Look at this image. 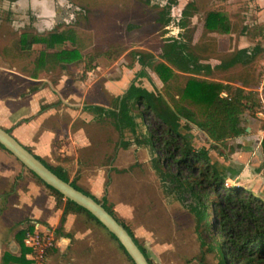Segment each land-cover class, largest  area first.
Here are the masks:
<instances>
[{
  "label": "rangeland",
  "instance_id": "obj_1",
  "mask_svg": "<svg viewBox=\"0 0 264 264\" xmlns=\"http://www.w3.org/2000/svg\"><path fill=\"white\" fill-rule=\"evenodd\" d=\"M188 1L44 0L42 5L27 3L26 7L0 0V25L4 21V35L1 34L3 41L0 39V44L11 46L12 63L16 65V58L21 56V63H25L28 74L32 72V75L40 76L37 84L46 85L50 91L58 94L72 95L73 103L81 98L78 103L82 105L97 104L106 109H114L117 97L132 82L148 89L155 85L170 103L182 102L181 89L188 78L194 75L181 72L160 58L164 42L170 37H177L190 48L209 43V50L198 54L209 55L211 61H214L237 45L243 22L251 24L255 17L251 13V0H193L195 10L186 20V25L181 27V11ZM29 7L31 10H28ZM210 10H217L226 17V33L207 34L204 19ZM162 12L169 17L166 25L159 20ZM23 33L37 38H47L51 33H56L63 40L53 47H48L45 42H36L32 49L20 53L18 39ZM60 50L66 53L54 63H47L43 59L45 53ZM141 54H149L153 58L141 66L138 63ZM163 64L170 71L167 72L169 77L166 81L156 68ZM141 69L145 72L144 76L140 75ZM241 70L239 67L227 72L215 70L211 75L200 74L196 77L208 81H225ZM60 82L61 88L58 84ZM30 84L28 82V87ZM192 109L198 112L196 108ZM100 120L101 125L93 129V148L86 154L80 150L82 158L79 168L75 170L73 166L68 169L69 180L74 179L77 185L88 191L89 187L80 182V176L89 175L90 169H103L109 176V182L97 198L101 199L105 195L113 209L119 203L131 206L130 217L115 212L137 235L139 243L154 264H215L211 253L201 259L200 241L195 230L196 216L178 199L175 192L163 189L151 163L153 155L150 148L137 145L127 130L123 132V139L131 142L127 148H123L119 144L121 133L115 128L112 115L104 114ZM241 120L245 128L252 126L254 129L242 134L247 139L244 143L253 148L251 155L256 158L250 161L251 174L255 175L257 171L261 174L264 172V152L257 147L256 137L250 134L264 130L263 102L255 113H244ZM147 122L152 126L158 124L152 117L147 118ZM192 130L199 142L207 141L204 132L193 126ZM235 141L231 139L216 151L225 153V158H229L231 153L240 152L239 146L242 144ZM156 153L163 155L160 150ZM47 163L57 165L52 161ZM10 166L23 172L28 171L0 146V171ZM226 180L234 184L231 177ZM9 183L0 178V192ZM190 202L187 200L186 203ZM74 219L72 231L84 236L80 240H73V250L78 251L84 261L69 260L71 264H132L104 227L83 214H76ZM157 243L164 244V248L155 252L153 247ZM51 257L49 252L46 264H57ZM65 260L63 256L61 264H66Z\"/></svg>",
  "mask_w": 264,
  "mask_h": 264
},
{
  "label": "trees",
  "instance_id": "obj_2",
  "mask_svg": "<svg viewBox=\"0 0 264 264\" xmlns=\"http://www.w3.org/2000/svg\"><path fill=\"white\" fill-rule=\"evenodd\" d=\"M193 10H195V2L190 0L181 11L182 18L179 20L181 27L186 25V20L192 16ZM159 20L166 25L169 17L162 12ZM227 24V19L221 12L210 10L206 13L204 29L207 34L226 33ZM62 40L56 33H51L47 38H37L23 33L18 39V45L21 50H29L36 42H45L48 47H53ZM207 49L209 50V43L190 48L186 42L177 37L168 38L162 46L160 58L177 70L194 75L188 78L181 89L183 103L178 101L170 103L155 85L152 89H148L132 82L117 97L114 109H106L98 105H87L85 109L94 111L99 116L112 115L113 124L121 133L119 144L123 148H127L131 142L123 139L125 130L130 133L137 145L150 148L153 155L151 163L163 189L166 192H175L178 199L196 216L195 230L198 232L202 260L205 254L211 253L216 261L215 264H264V202L260 197L245 192L236 184L230 187L224 186L226 178L230 177L228 172L230 175L236 172L227 163L228 158H225L227 157L225 153L216 151L220 145L227 144L228 140L243 134L246 128L241 125L242 115L246 112L255 113L261 106L257 93L252 89L246 90L244 85L257 84L251 65L262 48L256 44L252 48L234 49L214 61H211L212 57L209 55L198 54ZM64 53H66L64 50L45 53L43 59L52 64L61 59ZM139 56L138 63L141 66L153 58L149 54ZM237 65L242 67L240 73L225 81H208L196 77L200 74L211 75L215 70L227 72ZM156 68L162 79L166 81L169 77L167 73L169 68L164 64L157 65ZM140 71V75L144 76V70ZM192 108H196L198 112ZM149 117L156 119L158 124L150 125L147 122ZM192 126L204 132L207 141L199 142ZM5 130L11 133V129ZM0 146L6 153L11 154L1 144ZM261 146L264 150V137ZM26 148L31 152L28 147ZM159 150L162 151V156L157 155L156 152ZM35 156L59 177L69 181L62 167L51 166L39 156ZM18 162L24 166L20 161ZM28 171L54 196L56 207L62 208L60 225L63 224L67 214L79 213L104 227L86 209L65 198L32 171ZM108 178L105 186L108 185ZM69 182L100 202L128 231L148 262L154 264L132 229L107 203L105 195L98 199L77 185L74 180ZM187 200L191 202L188 204ZM106 231L134 264L116 237L107 229ZM24 233V229L17 233L18 243L22 247L21 254L19 256L5 254V264H31L26 258L29 249L23 244Z\"/></svg>",
  "mask_w": 264,
  "mask_h": 264
},
{
  "label": "crops",
  "instance_id": "obj_3",
  "mask_svg": "<svg viewBox=\"0 0 264 264\" xmlns=\"http://www.w3.org/2000/svg\"><path fill=\"white\" fill-rule=\"evenodd\" d=\"M6 1L27 7V3L42 5L44 0ZM250 6L251 13L255 14L254 21L251 24L243 22L237 37V45L230 51L244 47L252 48L256 44L262 48L251 65L257 84L248 83L244 85V88L255 91L264 104V0H251ZM3 22L0 25V35H4ZM2 35L0 39L3 41ZM18 51L26 52L21 51L20 47ZM11 58V46L5 43L0 44V126L11 129V134L22 145L28 147L33 154L46 163L52 161L57 164L55 166L62 167L68 178L67 172L70 167L74 166L75 170L79 168V161L82 158L80 150L86 154L93 148V129L101 125L100 116L94 111L85 109L87 104L78 103L81 98H78L77 103H73L72 95L60 92L58 94V92L50 91L46 85L37 84L40 76L36 77L32 75V72L28 74L25 63H21V56L16 58L18 60L16 65L11 62ZM236 67L242 68L241 65L234 68ZM28 82H31L29 87ZM58 84L61 88V82ZM241 125L244 126L243 123ZM246 131L252 132L254 129L252 126H246ZM257 132L250 135L256 137V145L261 148L264 130L260 129ZM233 139L242 145L239 146L240 152L229 155L227 163L236 172L231 175V178L234 184L242 187L247 193L255 194L264 202V172L251 174L250 161L256 159L251 155L253 148L244 143L247 139L242 134ZM0 178L11 182L10 186L8 184L9 188L3 186L5 191L0 192V264H5V254L12 256L21 254L22 247L18 243L17 233L32 227L34 223L39 224L41 229L49 228L55 233L57 244L51 252V259L54 262L61 264L60 259L63 256L66 258V264H71L70 261L73 260L84 261L78 251L73 250V240H80L84 236L72 231L74 218L78 213L67 214L63 224L60 225L62 208L56 207L54 196L32 173L10 166L0 171ZM107 178L106 172L98 168L90 169V174L81 175L79 180L89 187L88 191L91 194L97 197L104 187L106 188ZM119 205L115 206L114 210L130 217L131 206L126 203H119ZM135 237L137 238V235ZM163 248L164 244L157 243L153 250L156 252ZM146 254L149 258L151 257L147 251Z\"/></svg>",
  "mask_w": 264,
  "mask_h": 264
},
{
  "label": "water",
  "instance_id": "obj_4",
  "mask_svg": "<svg viewBox=\"0 0 264 264\" xmlns=\"http://www.w3.org/2000/svg\"><path fill=\"white\" fill-rule=\"evenodd\" d=\"M248 130V129H247ZM0 144L24 167L32 171L44 183L60 192L65 198L91 213L123 246L134 264H150L128 231L103 205L65 181L22 145L11 133L0 126ZM228 176L231 177L228 172ZM237 185V184H236Z\"/></svg>",
  "mask_w": 264,
  "mask_h": 264
},
{
  "label": "built area",
  "instance_id": "obj_5",
  "mask_svg": "<svg viewBox=\"0 0 264 264\" xmlns=\"http://www.w3.org/2000/svg\"><path fill=\"white\" fill-rule=\"evenodd\" d=\"M232 185L227 180L224 183L225 187ZM24 231L23 244L29 249L26 254L27 259L31 264H46L48 253L57 244L55 233L49 228L41 229L36 223L32 227L25 228Z\"/></svg>",
  "mask_w": 264,
  "mask_h": 264
},
{
  "label": "flooded vegetation",
  "instance_id": "obj_6",
  "mask_svg": "<svg viewBox=\"0 0 264 264\" xmlns=\"http://www.w3.org/2000/svg\"><path fill=\"white\" fill-rule=\"evenodd\" d=\"M57 8H58V7H57ZM28 10H31V7H29V8H28ZM261 148H262V146H261ZM262 152H264V150H263V149H262ZM257 172H258V171H257Z\"/></svg>",
  "mask_w": 264,
  "mask_h": 264
}]
</instances>
